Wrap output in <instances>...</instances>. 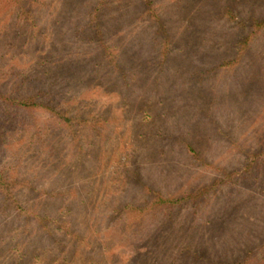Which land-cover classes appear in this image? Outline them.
Returning a JSON list of instances; mask_svg holds the SVG:
<instances>
[{"label":"rangeland","instance_id":"rangeland-1","mask_svg":"<svg viewBox=\"0 0 264 264\" xmlns=\"http://www.w3.org/2000/svg\"><path fill=\"white\" fill-rule=\"evenodd\" d=\"M254 21L264 0H0V93L64 112L0 105L15 209L56 213L59 199L64 211L48 236L3 230L13 216L0 209V264H264ZM200 191L167 222L137 224L156 194ZM79 206L82 226L67 234L60 222Z\"/></svg>","mask_w":264,"mask_h":264},{"label":"trees","instance_id":"trees-1","mask_svg":"<svg viewBox=\"0 0 264 264\" xmlns=\"http://www.w3.org/2000/svg\"><path fill=\"white\" fill-rule=\"evenodd\" d=\"M12 1L15 2L16 0H12ZM96 9L98 10V8ZM91 20H94V18H92ZM254 22L252 23V25L254 24ZM262 25H264V22H255L254 24V26L256 27H260ZM104 30H105L104 28L99 29L100 32L99 34L100 36H103V39H104ZM0 105L7 106L8 108L12 107L16 112L19 111L21 113L25 111L28 112L32 110L43 109L48 112L47 114L52 119L55 118H58V120L64 119V112L57 110L56 107L54 106L52 107L41 102L40 100H38V97L35 94H24V95L18 94L16 96H8L0 93ZM66 119H68L69 121V118ZM31 121L34 122V120ZM31 121H28L26 124H30L31 126H36V124H34L36 122L32 123ZM14 189H15L14 180L10 176H8L5 172H2V170H0V209L1 211L6 212V214L12 213L13 216L12 220L6 219L3 222V224H5L6 227H9L3 230L9 231V229L13 227L11 231L17 232L18 231L17 229L23 226V230L29 229L35 233H39L41 230H44L45 233L49 236L50 231L52 230L48 229V223L52 222L55 212L44 213L45 210L42 207L41 208L36 207V209H28V211L25 210L24 212L20 209V207L19 209H15V207L18 206H14L13 203L14 202L19 203V199H16L17 192ZM52 195L56 196L57 194L51 193V195H49L50 198L53 197ZM206 196H207L206 191H200L197 194L191 196L187 194L185 196L178 197L177 199H173L171 197H162L161 195L156 194L147 203L145 208H140V210H142L143 212H141L138 215L137 224L142 225L144 224L145 221H150L154 219L157 220L160 217V215L162 217L159 218L158 223H165L167 222L166 218L170 217L171 213L175 209L174 206H176L178 203L186 200L202 202ZM54 202L56 203V201ZM56 205H57V209L53 208L52 211H57L59 209V211L55 213V217H58V215H60L64 211L61 212L60 210L61 202L59 199L57 200ZM106 211L107 212L113 211V207L109 206V208ZM93 214L94 212L91 213V215ZM83 217H84L83 210L81 206H79L75 209V211L69 210L68 216L62 218L63 220L62 222H60V225L63 226L64 229H66L67 234L73 235V231L74 232L79 231L73 228L74 225L78 224L82 226V224L78 221ZM120 218H124V216L122 217L120 216ZM17 224L18 226H16ZM160 226H165V225H160ZM135 232L139 234V229L135 230ZM63 251L65 252L66 250H64L63 248ZM199 264H202V260L200 261ZM232 264H240V263L233 262Z\"/></svg>","mask_w":264,"mask_h":264}]
</instances>
